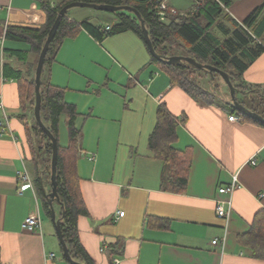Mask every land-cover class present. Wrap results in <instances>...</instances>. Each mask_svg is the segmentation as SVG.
Instances as JSON below:
<instances>
[{"label":"crops","instance_id":"1","mask_svg":"<svg viewBox=\"0 0 264 264\" xmlns=\"http://www.w3.org/2000/svg\"><path fill=\"white\" fill-rule=\"evenodd\" d=\"M50 1L55 5L65 0ZM166 2L180 14L194 6V0ZM263 2L234 0L225 14L242 23ZM0 4V101L9 117L5 132H0V264H66L35 183L34 189L19 193L18 171L26 167L34 179V170L20 119L19 84L4 75L5 65L27 73L39 58L30 41L7 39V28L40 29L47 13L42 0H0ZM71 9L69 19L87 20L101 30L117 22L116 12L104 23L101 17L93 20ZM229 20L213 28L221 41L229 36L225 32L232 31ZM256 26L248 29L253 35ZM262 39L264 30L257 40L264 46ZM148 48L132 31L100 42L82 28L64 40L49 65L47 78L66 90V102L79 114L77 170L87 209L77 223L82 245L95 264H115L114 259L117 264H264L238 241L264 209V125L231 121L229 117L237 114L225 93L215 103L195 100L152 62ZM8 50L27 51V58L20 60ZM243 60L249 64L244 82L264 88V52L253 61ZM162 104L174 116L185 117L174 143L176 149L191 153L184 192L166 189L168 167L150 148ZM2 116L0 110V120ZM67 142L68 132L62 127L60 143ZM234 175L240 186L233 193L226 225L216 215V201L226 198L219 187L230 184ZM38 215L40 228L32 232L22 228L26 217ZM223 237L224 246L212 244ZM50 253L55 259L48 260Z\"/></svg>","mask_w":264,"mask_h":264},{"label":"trees","instance_id":"2","mask_svg":"<svg viewBox=\"0 0 264 264\" xmlns=\"http://www.w3.org/2000/svg\"><path fill=\"white\" fill-rule=\"evenodd\" d=\"M72 1H86L96 4L129 5L138 10L149 31V36L156 52L162 56H187L197 62L215 66L230 75L233 86L236 89V99L248 109L260 112L263 104L264 88L247 85L243 75L249 64L243 58L253 61L262 52L264 46L257 42L264 30V2L256 7L242 23L234 19H227L225 9L231 6L234 0H194V11L187 14L166 13L165 19L159 15L158 0H65L50 6L49 0H42L43 8L47 13V22L40 29H28L22 27H8L6 38L15 41H30L32 49L39 57L45 44L48 33L54 24L60 10ZM117 22L109 31H102L87 20L77 22L68 18L67 14L60 21L58 31L51 41L42 73L41 84V119L44 125L58 139L57 161V194L59 201H54L57 219L61 220L62 233L73 260L83 264H95L82 245L78 231V219L87 214L84 198L80 189V176L77 170L79 152L77 150L78 138L81 134L75 120L78 113L74 105L66 102L65 89L51 84L47 78L49 65L55 60V56L67 38H73L79 34L82 28L90 32L98 41H103L107 36L132 31L146 44L141 23L137 16L130 11L116 12ZM232 22V31L229 36L221 41L213 33V28L221 21ZM254 29V35L248 29ZM257 37V38H256ZM149 49V48H148ZM11 55L25 61L27 51L8 50ZM152 62L157 64L171 78L173 84L178 85L195 100H203L209 103L217 102L215 92H211L202 84L199 76L204 72L210 76L207 70L197 69L187 62L170 64L160 61L152 56ZM36 67H32L27 73L14 69L9 65L4 66V75L15 78L19 84L22 113L20 119L25 125L26 139L30 147L31 162L33 165L34 183L41 198L44 212L51 218L50 207L42 191V185L46 192L52 190L51 184V159L52 142L47 134L40 128L34 115L36 91L35 75ZM238 94L244 96L239 99ZM251 96V99L247 96ZM256 95L259 99L256 100ZM255 99H254V98ZM229 106L234 114L241 120L264 125L235 108L232 101ZM185 122V117L179 118L170 113L165 104L157 111V122L154 131L150 135V148L155 157L161 159L168 167L166 189L175 192H184L187 188L188 175L191 166L190 150L181 151L174 147L178 139L177 128ZM62 127L68 132L66 145L60 143ZM58 209V211H57ZM238 241L252 249L256 258L264 260V209L258 212L249 231L240 234ZM66 264H71L66 260Z\"/></svg>","mask_w":264,"mask_h":264},{"label":"water","instance_id":"3","mask_svg":"<svg viewBox=\"0 0 264 264\" xmlns=\"http://www.w3.org/2000/svg\"><path fill=\"white\" fill-rule=\"evenodd\" d=\"M73 7H91V8H95L98 10H103V11H111V12H118V11H130L132 13H134L137 18L139 19L140 23H141V27H142V31H143V35L145 38V41L149 47V50L152 54L153 57H155L156 59L163 61L165 63H170V64H180L182 62H187L190 65L196 67L197 69H203V70H207L209 71L211 74H213L214 72L219 74L223 80L225 81V83L227 84V86L230 89V93H231V101L233 103V105L235 106V108H237L238 110L242 111L244 114H246L248 117L257 120L261 123H264V117L262 115H260L259 113L252 111L250 109H248L246 106H244L243 104H241L237 99H236V89L233 86V83L230 79V75L215 67L212 65H207V64H202L197 62L195 59L191 58V57H187V56H181V55H176V56H162L160 54H158L152 44V41L150 39L149 36V31L145 26V23L142 19V16L140 15V13L138 12V10L132 6L129 5H111V4H96V3H90V2H86V1H72L68 4H66L59 12V14L57 15V18L54 22V24L52 25L47 39L45 41V44L41 50V53L39 55L38 58V62H37V67H36V75H35V91H36V101H35V108H34V115H35V119L37 121V123L39 124L40 128L47 134V136L51 139L52 142V159H51V184H52V190L50 193L46 192L45 187L42 185V191L44 193L45 199L47 200L49 207H50V213H51V219L53 221L54 227H55V231L56 234L58 236L60 245L62 247V251H63V255L65 257V259L70 262L71 264H83V263H79L76 262L75 260L72 259L67 244L65 242L63 233H62V228H61V220L57 219L56 217V211L54 208V201H59L58 198V194H57V182H56V172H57V161H58V139L52 134V132L44 125L42 119H41V105H42V95H41V84H42V73H43V69H44V65H45V61H46V56L48 53V48L49 45L51 43V41L54 39L58 28H59V24L60 21L63 17L66 16L67 12L69 9L73 8Z\"/></svg>","mask_w":264,"mask_h":264},{"label":"built area","instance_id":"4","mask_svg":"<svg viewBox=\"0 0 264 264\" xmlns=\"http://www.w3.org/2000/svg\"><path fill=\"white\" fill-rule=\"evenodd\" d=\"M159 2V15L161 19H165L166 13L170 11L172 14H177V10L170 7L166 0H158ZM50 6L53 7L54 5L52 2L49 0ZM199 3V0L196 1V4ZM0 9H1V4H0ZM111 29L110 26L105 27L102 29V31H109ZM0 110L3 112L2 119L0 120V132L4 133L5 129L8 125L9 117L7 116L5 110H4V103L3 101H0ZM231 121H238L240 120V117L237 115H231L229 117ZM252 164H256V160H252ZM18 175V181H19V193H23L26 189L32 188L34 189V181L31 177L30 172L27 170L26 167L24 169H21L17 173ZM240 186V182L238 180V176L234 175L232 182L226 186H220L219 187V194L226 195L225 199L222 200H217L216 201V215L219 219L224 220L226 222V225L229 221L230 215H231V210H232V197L233 193L236 188ZM118 215L121 217L124 215V212H119ZM41 227V218L40 216H28L24 221L22 222V228L26 231H35L36 229ZM226 229V227H225ZM226 238L223 237L222 239L215 238L212 240L213 245H222L224 246ZM48 260L55 259V254L50 253L47 256ZM115 264L119 262L118 259H114Z\"/></svg>","mask_w":264,"mask_h":264},{"label":"rangeland","instance_id":"5","mask_svg":"<svg viewBox=\"0 0 264 264\" xmlns=\"http://www.w3.org/2000/svg\"><path fill=\"white\" fill-rule=\"evenodd\" d=\"M187 1H189V0H187ZM195 8L196 7L193 6L192 11H194ZM71 11H72L73 14L78 13V15L80 13H83L85 15L87 14L93 20L98 18V17H101L100 19H102L101 21L104 22V23H107L108 21H112L115 18L114 14H113L114 12L98 10V9L91 8V7H74V8L71 9ZM262 41L264 42L263 39H262ZM199 78H200L202 84L205 85L208 90H210L211 92H215L216 93L217 100L222 99V96H224V93H225L227 95L228 101H231L230 89L227 86V84L225 83V81L223 80V78L219 74L215 75V76H210L207 73L203 72L199 76ZM251 96H253V95L247 96V99H248V97L251 99ZM254 96H255L256 100L258 101V99L260 97L258 98L256 95H254ZM237 97L239 99H243L244 98V96L242 94H238ZM260 112H261V115L264 117V98H263L262 107L260 108ZM61 143L62 144L65 143L64 136L61 139Z\"/></svg>","mask_w":264,"mask_h":264},{"label":"flooded vegetation","instance_id":"6","mask_svg":"<svg viewBox=\"0 0 264 264\" xmlns=\"http://www.w3.org/2000/svg\"><path fill=\"white\" fill-rule=\"evenodd\" d=\"M256 112V111H255ZM257 113H259V112H257ZM260 115H261V113H259Z\"/></svg>","mask_w":264,"mask_h":264}]
</instances>
